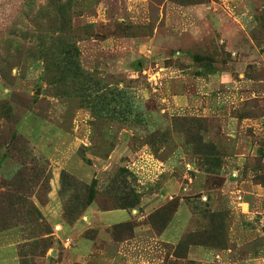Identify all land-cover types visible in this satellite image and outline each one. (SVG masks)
<instances>
[{"label":"rangeland","instance_id":"1","mask_svg":"<svg viewBox=\"0 0 264 264\" xmlns=\"http://www.w3.org/2000/svg\"><path fill=\"white\" fill-rule=\"evenodd\" d=\"M97 230L264 264V0H0V234L18 264H80Z\"/></svg>","mask_w":264,"mask_h":264},{"label":"crops","instance_id":"2","mask_svg":"<svg viewBox=\"0 0 264 264\" xmlns=\"http://www.w3.org/2000/svg\"><path fill=\"white\" fill-rule=\"evenodd\" d=\"M144 209L149 210L147 206H144ZM136 211L133 210L132 213H136ZM190 216V211L180 206L175 213L174 220H171L162 235L159 236L164 240L160 242L176 244L186 230ZM127 217L129 216L123 210L94 211L90 209L87 216L83 218L91 226L104 225L105 227L110 225L107 224L108 222L114 220L121 222ZM99 235L100 230H97L92 237L78 238V248L74 258L80 264H161L160 260L156 263L148 257L146 259L142 256L138 259L131 258V254L128 253L130 246L127 240L112 241L110 236H108V240H101ZM7 239L6 234L4 236L0 234V264H18L15 256L11 253L12 248H8L11 246L7 245Z\"/></svg>","mask_w":264,"mask_h":264},{"label":"built area","instance_id":"3","mask_svg":"<svg viewBox=\"0 0 264 264\" xmlns=\"http://www.w3.org/2000/svg\"><path fill=\"white\" fill-rule=\"evenodd\" d=\"M68 242V240L66 239V243Z\"/></svg>","mask_w":264,"mask_h":264},{"label":"trees","instance_id":"4","mask_svg":"<svg viewBox=\"0 0 264 264\" xmlns=\"http://www.w3.org/2000/svg\"><path fill=\"white\" fill-rule=\"evenodd\" d=\"M165 226H166V225H165ZM165 226H164V227H165ZM164 227H163V228H164Z\"/></svg>","mask_w":264,"mask_h":264}]
</instances>
